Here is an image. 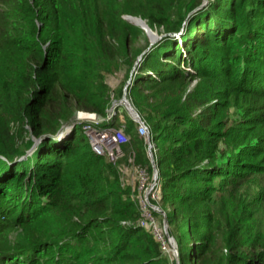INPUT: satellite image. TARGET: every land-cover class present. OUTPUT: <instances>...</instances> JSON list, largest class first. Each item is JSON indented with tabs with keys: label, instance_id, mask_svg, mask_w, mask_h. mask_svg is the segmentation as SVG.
Wrapping results in <instances>:
<instances>
[{
	"label": "trees",
	"instance_id": "trees-1",
	"mask_svg": "<svg viewBox=\"0 0 264 264\" xmlns=\"http://www.w3.org/2000/svg\"><path fill=\"white\" fill-rule=\"evenodd\" d=\"M196 1L0 0V264H174L136 222L116 163L82 129L55 138L78 109L106 119L122 87L111 97L105 73L124 64L127 98L156 146L179 264H264V218L253 227L249 200L214 227L208 209L243 180L264 189V0H208L190 14ZM124 14L165 32L189 19L133 73L148 43L135 47L143 30ZM232 98L243 104L235 123ZM116 113L102 127L123 128L122 154L152 174L138 122ZM28 127L39 143L24 156Z\"/></svg>",
	"mask_w": 264,
	"mask_h": 264
},
{
	"label": "rangeland",
	"instance_id": "rangeland-1",
	"mask_svg": "<svg viewBox=\"0 0 264 264\" xmlns=\"http://www.w3.org/2000/svg\"><path fill=\"white\" fill-rule=\"evenodd\" d=\"M196 2L197 4L195 7H197L202 2V0H197ZM194 8H192L191 11H189L190 14L192 13V10ZM124 15H130V14H124ZM130 16L139 17L136 15H130ZM140 18L143 19L142 17ZM188 19L182 22L181 24L182 26L177 31V34L175 35V37H177L178 39H181V34L185 30V26L187 25ZM130 23L133 24V22H130ZM138 26L143 30V33H141L139 38L135 41V47H142L147 43L149 45L151 37L153 38L155 36L150 46L151 48L153 45L160 42L165 36L173 35L172 34L173 32L163 31L162 27H157V26L152 25V28L150 27L151 30H149V28L146 30V26L142 25V23L140 24L139 22H138ZM200 30L201 28L199 27V29H197L198 34L201 32ZM188 37L191 38V34ZM149 50H147V52ZM139 61L141 60H140V57L138 56L135 60L134 67H132L131 69L133 70V73H135L137 69L135 68L137 62H138L137 66H139V63H140ZM131 72L132 71H130L129 76L126 77V65L124 64V65H118L116 69H112L109 73L108 72L105 73V78H106L107 84H109L111 97H113L114 93L116 94V92H118L117 89L119 90V88L122 87L121 96L118 99H113L111 107L109 108L114 112V115L117 112L116 114L119 116L121 123H123L125 119L127 120L129 118H132L128 110L122 104H118L120 98L122 97L123 89L126 85H127L126 92H128V86L132 82ZM195 83H196V79L190 80L189 88H192L195 85ZM126 97H127V93H126ZM238 105H243L241 99L239 98L238 100H236L232 98L231 105L228 111V115H229V118H231V122L233 120V123H235L236 120L240 119L242 116V115H237L235 117V115L237 114ZM122 107L126 111V112L123 111L124 114L121 113L122 112L121 110H123ZM109 109L107 110L108 113H109ZM78 110H81V109H78ZM87 112L93 113L91 111H87ZM74 121L75 119L73 118V116L69 118L67 117L65 122H63L62 125H67V124H70V122L72 123ZM99 126L101 127L102 124H100ZM122 129L123 128H120L121 131ZM80 130H81V124L77 123L75 125V131H80ZM137 130H138V127H137ZM19 131H20L19 139H21L22 141L18 142L17 146L22 145L21 147L22 151L25 150L24 156L32 154L36 145L39 143L38 142L39 138L31 134L29 127L27 128L25 132H23L22 130H19ZM139 135L145 141V144H146L145 145L146 147L145 155L149 159L151 167H152L151 154L155 162L157 158L156 146L154 145L155 143L152 141V138L150 137L151 150H149V147H148L149 141H148L147 134L141 135L139 133ZM150 136H151V133H150ZM35 139H38L37 142L34 141ZM127 153L128 154L126 157L122 154V151H120V153L116 156L117 158H112L113 160L107 153H104V154L101 153V154H103L108 161L112 163L113 162L116 163L115 165L119 171V177H118L119 185L118 186L124 189L126 188L128 190V195L126 194L123 195V198L124 199L130 198L134 200L135 204L137 205L139 209V218L137 219L136 222L140 226H143L148 231H152L155 238H157V240L161 242V246L165 248L164 249L165 255H167L170 262L174 261V264H179L178 251L175 254L173 252V247L169 243V239L172 238L176 244L175 238L170 233L172 227H170L169 224L167 223V228H166L167 233L164 230L163 221H164V218H166L165 216L166 211L162 207V203L160 199L161 186L158 184L159 176H160L159 170H158L156 177H154L153 167H152V174H149L147 171V167H141L133 163V160H131L133 158V153L131 151ZM259 180H261V182H258V188H263L264 187V177L260 178ZM250 181L251 180H243L239 184L232 187L228 191L227 194L224 195L221 192V195L217 199H212L211 202L209 200L208 209L210 210V213L213 218L211 220L212 227L215 226L217 221L222 222L223 224L228 221V217H230L229 211H228L229 208L231 207L245 208L246 206L244 205L245 204L247 205L248 200H249L250 206H247V210L251 211L249 213L250 214L249 216H250V219L252 220V225L254 228H261V226L263 225V218H264V189L261 190L262 192H257V193L251 191L250 184H249ZM220 183L221 182H219V184ZM227 184L228 183L225 182V187L228 189L229 185ZM131 223L133 224V222ZM162 242L164 243V245H162Z\"/></svg>",
	"mask_w": 264,
	"mask_h": 264
},
{
	"label": "built area",
	"instance_id": "built-area-1",
	"mask_svg": "<svg viewBox=\"0 0 264 264\" xmlns=\"http://www.w3.org/2000/svg\"><path fill=\"white\" fill-rule=\"evenodd\" d=\"M114 112L109 109V113L106 116V119L98 116L96 113H89L84 110L77 111L74 119L75 121L71 124L64 126V130L61 131L60 135L63 137L68 136L75 123H80L83 131L88 136L92 149L98 153H107L111 159L117 158L116 156L120 153L119 144L126 141V136L123 132L116 128L111 127H100L102 121L105 120L106 123H109ZM83 121V123H81ZM124 127V125H122ZM148 126L146 122H138V132L141 135H146ZM113 160V159H112ZM162 245L164 243L162 242Z\"/></svg>",
	"mask_w": 264,
	"mask_h": 264
},
{
	"label": "water",
	"instance_id": "water-1",
	"mask_svg": "<svg viewBox=\"0 0 264 264\" xmlns=\"http://www.w3.org/2000/svg\"><path fill=\"white\" fill-rule=\"evenodd\" d=\"M207 2H208V0H202V2L197 7H195L192 10V12L198 10L199 8L204 7L207 4ZM124 18L126 20H129L130 22H133V24H135V25H138V22L140 24L142 23V25L146 26V30L149 28L148 25L146 24L145 20L141 19L140 17L130 16V15H124ZM149 30H151V29L149 28ZM172 34L173 35H176L177 34V31L176 32H173ZM153 38L151 37V40L149 42V45L139 55L140 60H141L142 54H144L145 52H147V50H149V48H150V46H151V44L153 42ZM126 90H127V85L123 89V94H122V97L120 98L118 104H122L128 110V112L131 115L132 119H134L136 122H143V119L141 118V116L139 115V113L137 112V110L131 104L130 100L126 97V93H127ZM147 137H148V141H149L148 147H149V150H151V144H150V137L151 136H150V130H149V128L147 130ZM37 140L38 139H35L34 141L37 142ZM151 157H152L151 158L152 167H153V170H154V177H156V175L158 173V168H157L156 162L154 161V158H153L152 154H151ZM163 225H164V230L166 232V228H167L166 218H164ZM169 243L173 247V252L176 254L177 253L176 244H175V242H174V240L172 238L169 239Z\"/></svg>",
	"mask_w": 264,
	"mask_h": 264
},
{
	"label": "clouds",
	"instance_id": "clouds-1",
	"mask_svg": "<svg viewBox=\"0 0 264 264\" xmlns=\"http://www.w3.org/2000/svg\"><path fill=\"white\" fill-rule=\"evenodd\" d=\"M102 122H103V121H102ZM102 122H101V123H102ZM70 124H71V122H70ZM76 124H77V123H75V125H76ZM75 125L73 126V128L75 127ZM64 126H65V125H61V127H60L58 133L55 135V137L57 136V137H56L57 139H62V138H64L63 136L60 135L61 131L64 130V129H63ZM81 129H82V127H81ZM116 129H117V128H116ZM82 130H83V129H82ZM83 132H84V131H83ZM84 133H85V132H84Z\"/></svg>",
	"mask_w": 264,
	"mask_h": 264
},
{
	"label": "bare ground",
	"instance_id": "bare-ground-1",
	"mask_svg": "<svg viewBox=\"0 0 264 264\" xmlns=\"http://www.w3.org/2000/svg\"><path fill=\"white\" fill-rule=\"evenodd\" d=\"M81 123H83V121H81Z\"/></svg>",
	"mask_w": 264,
	"mask_h": 264
}]
</instances>
